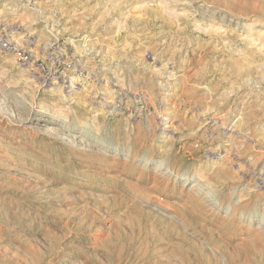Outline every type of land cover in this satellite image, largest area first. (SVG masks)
Returning <instances> with one entry per match:
<instances>
[{
  "label": "rangeland",
  "instance_id": "obj_1",
  "mask_svg": "<svg viewBox=\"0 0 264 264\" xmlns=\"http://www.w3.org/2000/svg\"><path fill=\"white\" fill-rule=\"evenodd\" d=\"M0 264H264V0H0Z\"/></svg>",
  "mask_w": 264,
  "mask_h": 264
},
{
  "label": "built area",
  "instance_id": "obj_2",
  "mask_svg": "<svg viewBox=\"0 0 264 264\" xmlns=\"http://www.w3.org/2000/svg\"><path fill=\"white\" fill-rule=\"evenodd\" d=\"M18 56H19L20 61H27L28 60V57L24 54H18Z\"/></svg>",
  "mask_w": 264,
  "mask_h": 264
}]
</instances>
